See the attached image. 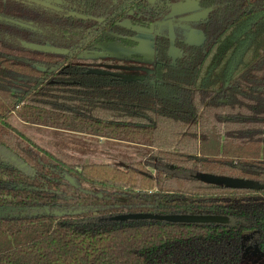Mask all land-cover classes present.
Returning a JSON list of instances; mask_svg holds the SVG:
<instances>
[{"label":"trees","instance_id":"1","mask_svg":"<svg viewBox=\"0 0 264 264\" xmlns=\"http://www.w3.org/2000/svg\"><path fill=\"white\" fill-rule=\"evenodd\" d=\"M38 1L51 7L0 0V147L29 169L0 156V208L25 212L0 214V264H240L246 248L264 254V0H198L203 43L177 39L173 58L158 34L154 72L130 77L75 59L103 43L136 46L138 28L183 0ZM19 126L142 157L76 164ZM123 213L229 221L103 219Z\"/></svg>","mask_w":264,"mask_h":264},{"label":"rangeland","instance_id":"2","mask_svg":"<svg viewBox=\"0 0 264 264\" xmlns=\"http://www.w3.org/2000/svg\"><path fill=\"white\" fill-rule=\"evenodd\" d=\"M161 20V19H158ZM178 20V21H177ZM172 23L159 22L160 34H167V31L179 34V38L187 36L190 24L186 19H177ZM176 51V49H174ZM149 51V50H148ZM98 50H85L80 53L75 61L80 64L88 65L92 70V65L97 63H107L111 61L108 56L98 53ZM115 64H118V60H114ZM123 65H127V62H122ZM129 64V62H128ZM29 138L35 140L48 147L51 151L58 154L64 160L73 162L76 164L83 163H105L112 162L118 163L121 160L127 159H141L140 152H136L133 148L116 145L112 141H107L103 138H96L91 136L70 135L65 133H59L57 131H51L48 129H38L35 127L19 126ZM8 152L0 147V155L4 156L2 152ZM120 199H127L124 193L117 192L116 196ZM18 213H25L21 208H0V214L15 215ZM264 259V254L259 252L256 247H249L245 249L243 259L240 264H260Z\"/></svg>","mask_w":264,"mask_h":264},{"label":"crops","instance_id":"3","mask_svg":"<svg viewBox=\"0 0 264 264\" xmlns=\"http://www.w3.org/2000/svg\"><path fill=\"white\" fill-rule=\"evenodd\" d=\"M207 14V10L201 9L198 0H183L171 6L169 11L156 20L149 28H138L136 34L137 45L127 47L116 43H103L98 46V53L108 56L111 61L107 63H97L92 65L95 69H105L128 75H147L154 72L155 64V37L160 34V21L172 23L174 20L186 19L190 24L187 36L179 38V34L167 31V36L171 39L170 54L174 58L178 55V50L173 45L175 40H183L188 44L200 45L204 41V35L201 30L192 26V23L203 19ZM178 21V20H177ZM164 35V34H163ZM176 49V51L174 50ZM149 50V51H148ZM113 59L118 60L115 64ZM122 62H127L123 65ZM129 62V64H128Z\"/></svg>","mask_w":264,"mask_h":264},{"label":"water","instance_id":"4","mask_svg":"<svg viewBox=\"0 0 264 264\" xmlns=\"http://www.w3.org/2000/svg\"><path fill=\"white\" fill-rule=\"evenodd\" d=\"M36 3L51 7V5L47 2H42L38 0H34ZM149 4H154L157 0H146ZM26 46L36 49V50H42V51H48V48H45L43 46L25 43ZM98 73L103 74H109V75H117L121 77H130L132 75L128 74H122L118 72H113L110 70H104V69H94ZM4 154V158H6L9 162H11L14 166L19 168L21 171L28 172L29 169L27 165L20 160L17 156L12 154L11 152H2ZM1 156V155H0ZM201 178L205 181L210 182H219V183H227V184H233V185H250L251 183L248 181L243 180H235V179H226V178H220L215 176H209V175H201ZM104 220L108 221H125V220H145V219H153V220H159V221H166V222H172V223H217V224H226L228 223L229 219L226 216L222 215H212V214H153V213H123V214H116L113 216H109L106 218H103Z\"/></svg>","mask_w":264,"mask_h":264},{"label":"flooded vegetation","instance_id":"5","mask_svg":"<svg viewBox=\"0 0 264 264\" xmlns=\"http://www.w3.org/2000/svg\"><path fill=\"white\" fill-rule=\"evenodd\" d=\"M101 44H99V45H97V48H98V46H100ZM99 50V49H98ZM95 69V68H94ZM105 70V69H104Z\"/></svg>","mask_w":264,"mask_h":264}]
</instances>
